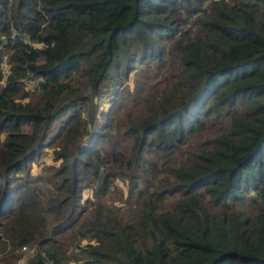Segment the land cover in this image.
<instances>
[{
	"label": "trees",
	"instance_id": "trees-1",
	"mask_svg": "<svg viewBox=\"0 0 264 264\" xmlns=\"http://www.w3.org/2000/svg\"><path fill=\"white\" fill-rule=\"evenodd\" d=\"M2 62L0 264H264V0H0Z\"/></svg>",
	"mask_w": 264,
	"mask_h": 264
},
{
	"label": "rangeland",
	"instance_id": "rangeland-1",
	"mask_svg": "<svg viewBox=\"0 0 264 264\" xmlns=\"http://www.w3.org/2000/svg\"><path fill=\"white\" fill-rule=\"evenodd\" d=\"M1 70L4 73V75H7V68L6 65L1 63ZM31 87V85H29ZM42 163L38 162V164H42L40 167V170H42L46 165H52L56 166L59 161H53L51 160V152L50 150H47L46 154L42 156ZM45 165V166H43ZM36 169H38L37 165L33 166V172H36ZM124 192V190L122 189ZM82 196L86 197L89 196V190L85 189L82 191ZM102 202L105 203L106 205H111V204H119V202L116 199V195L114 193H110L102 198ZM83 243V242H82ZM74 248L73 245L71 246V249ZM32 255V250L26 251L25 249H21V255L18 261L15 262V264H26L27 258H29ZM72 264V263H71ZM77 264H82L78 262Z\"/></svg>",
	"mask_w": 264,
	"mask_h": 264
},
{
	"label": "built area",
	"instance_id": "built-area-1",
	"mask_svg": "<svg viewBox=\"0 0 264 264\" xmlns=\"http://www.w3.org/2000/svg\"><path fill=\"white\" fill-rule=\"evenodd\" d=\"M23 249V248H22Z\"/></svg>",
	"mask_w": 264,
	"mask_h": 264
}]
</instances>
